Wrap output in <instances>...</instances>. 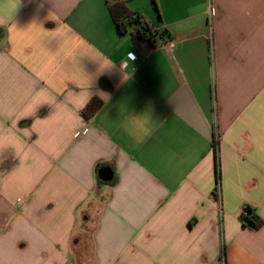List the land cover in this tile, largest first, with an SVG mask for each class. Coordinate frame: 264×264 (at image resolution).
Instances as JSON below:
<instances>
[{"label":"crops","instance_id":"1","mask_svg":"<svg viewBox=\"0 0 264 264\" xmlns=\"http://www.w3.org/2000/svg\"><path fill=\"white\" fill-rule=\"evenodd\" d=\"M115 1L0 0V264H264V0Z\"/></svg>","mask_w":264,"mask_h":264},{"label":"trees","instance_id":"2","mask_svg":"<svg viewBox=\"0 0 264 264\" xmlns=\"http://www.w3.org/2000/svg\"><path fill=\"white\" fill-rule=\"evenodd\" d=\"M153 7L158 11V4L156 0H152ZM110 13L113 16V20L117 25L119 31L123 34H130L135 41L145 40L148 34L152 33L151 26L148 21L138 13H135L129 9L127 3L124 0H117L109 5ZM166 32H163L161 36L165 38ZM1 37V31H0ZM103 106V101L99 97H94L87 106L82 110V115L86 120H90ZM218 144V142H216ZM216 189L214 193L219 190L221 174L219 170V161L216 159ZM254 210L250 206H244L241 221L244 226L249 227L252 230H259L264 225V221L259 219ZM191 226V224H190Z\"/></svg>","mask_w":264,"mask_h":264},{"label":"water","instance_id":"3","mask_svg":"<svg viewBox=\"0 0 264 264\" xmlns=\"http://www.w3.org/2000/svg\"><path fill=\"white\" fill-rule=\"evenodd\" d=\"M98 177L102 182L110 183L114 179V174L111 168L104 167L99 170Z\"/></svg>","mask_w":264,"mask_h":264},{"label":"built area","instance_id":"4","mask_svg":"<svg viewBox=\"0 0 264 264\" xmlns=\"http://www.w3.org/2000/svg\"><path fill=\"white\" fill-rule=\"evenodd\" d=\"M151 32L152 33H150V38H152V39L153 38L154 39L158 38L159 34H158V32L156 30H151ZM169 45H170V47H173L174 43L173 42H169Z\"/></svg>","mask_w":264,"mask_h":264},{"label":"clouds","instance_id":"5","mask_svg":"<svg viewBox=\"0 0 264 264\" xmlns=\"http://www.w3.org/2000/svg\"><path fill=\"white\" fill-rule=\"evenodd\" d=\"M18 2H19V0H17V3L15 4V7H14V9L16 8V6H17ZM0 24H3V22H0ZM103 97L107 98L105 95H103ZM125 128H126V130H127V131H129V133H130V134H134V133H133V130H132V129H130V128H128V126H127V125H125Z\"/></svg>","mask_w":264,"mask_h":264}]
</instances>
